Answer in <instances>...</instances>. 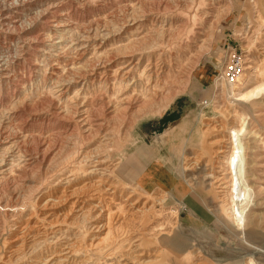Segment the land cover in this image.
I'll use <instances>...</instances> for the list:
<instances>
[{"label": "rangeland", "instance_id": "1", "mask_svg": "<svg viewBox=\"0 0 264 264\" xmlns=\"http://www.w3.org/2000/svg\"><path fill=\"white\" fill-rule=\"evenodd\" d=\"M23 2L0 22V264L51 257L62 264H264V91L235 98L222 92L230 85L219 77L239 54L245 71L259 72L246 89L264 83V0ZM171 93L167 107L138 118L143 102ZM240 116L251 196L236 229L224 157ZM99 147L104 164L90 165L86 158ZM155 150L173 185L139 188L128 167ZM102 169L114 194L104 193L108 183L89 187ZM176 186L198 202L196 211ZM65 188L77 189L71 203L85 211L99 207L100 233L80 226L78 209L66 223L59 219L70 205L49 203ZM137 200L143 214L130 207ZM51 214L61 224H49ZM28 218L34 232L27 240L38 244L15 256L14 229Z\"/></svg>", "mask_w": 264, "mask_h": 264}, {"label": "bare ground", "instance_id": "2", "mask_svg": "<svg viewBox=\"0 0 264 264\" xmlns=\"http://www.w3.org/2000/svg\"><path fill=\"white\" fill-rule=\"evenodd\" d=\"M49 1H53V0H49ZM21 4H20V3ZM27 2V1H26ZM41 2V1H40ZM25 5L23 0H0V22L1 21H6L9 19H12V15L18 13ZM30 6V5H28ZM26 7V6H25ZM55 7L54 4H51L48 7L49 9H53ZM28 8V7H27ZM19 14V13H18ZM38 15V14H37ZM40 19L43 20L45 19V15L44 14H40ZM13 21V20H12ZM46 22V21H45ZM4 24V23H3ZM6 24V23H5ZM4 24V25H5ZM47 24V23H46ZM9 26V25H8ZM19 26V25H18ZM23 26V25H22ZM14 27V26H13ZM17 27V26H16ZM1 29V28H0ZM14 29V28H13ZM15 30V29H14ZM19 31V30H18ZM248 69H253L248 67L245 71V73L247 72ZM255 69H253V72L251 73V76L249 77V73L247 72V75H245V73L243 74V76L238 80L237 84L235 85H230L228 89H225L224 86H226L224 83V81H222V92L223 93H228L233 95V97H240L241 99H252L255 95L258 96L259 93H261L262 91H264V83L260 84L259 83L253 87L251 90H247L246 86L250 83V78H252L253 75H258L259 72H254ZM250 71V70H249ZM7 72V71H6ZM3 73V72H2ZM5 73V72H4ZM6 77V76H5ZM246 79H249V81H246ZM178 91V90H177ZM175 93V92H174ZM174 93L171 94H167L161 101H159L158 103L154 104L152 103L150 100H146L145 102H143V104L140 106L139 110H138V118L149 115V114H155L158 110L163 109L165 107L168 106V104L171 102V100L173 99V97L175 96ZM223 95V94H222ZM134 104V103H133ZM102 111V110H101ZM237 121V125L235 126V129L233 131H228V150L225 154L224 160L226 162L225 164V172L227 173V190H226V202H227V214L229 216L230 222L232 224V226L236 229H238L239 227H241L242 225H244L245 223V206L247 204V200L250 198L251 196V192L249 187L245 184V180H244V174H245V146L243 144V135L245 133V120L242 116H240L239 118H234ZM36 140V139H35ZM37 141V140H36ZM40 141V140H39ZM223 141V140H222ZM35 142V141H34ZM37 143V142H36ZM35 143V144H36ZM212 143V142H211ZM39 144V143H38ZM44 144V143H42ZM213 144V143H212ZM37 145V144H36ZM38 146V145H37ZM35 146V147H37ZM41 146V145H40ZM31 147V146H30ZM33 147H34V143H33ZM32 147V148H33ZM101 147V146H100ZM97 148V151H93L91 152L86 159L89 160V164H93V161L96 160L95 164L97 166H103L104 162L99 158L100 156V151ZM39 148V147H38ZM41 148V147H40ZM29 149V148H28ZM35 150V149H34ZM36 150H40V149H36ZM35 150V151H36ZM31 153V152H30ZM219 153H223L221 151H219ZM37 154V152H36ZM39 154V153H38ZM86 155V154H84ZM98 159V160H97ZM43 160V159H42ZM87 161V160H86ZM85 161V162H86ZM44 163V162H42ZM88 164V163H86ZM43 165V164H42ZM89 166V165H88ZM88 169V168H87ZM109 171L102 169V174L96 179L94 180L91 185H89V187L93 188L94 190L97 189V191L102 190L103 186L105 184L108 183L107 189L104 190V193H110V194H114L115 193V189L117 188V186L113 185L111 182V178L110 177H106V173H108ZM112 174V173H111ZM212 177V176H211ZM210 178V177H208ZM64 179V178H63ZM69 180V179H68ZM91 181V180H90ZM60 182V181H59ZM65 182V181H64ZM69 182V181H68ZM67 182V183H68ZM110 182V183H109ZM69 184V183H68ZM87 185V183H86ZM57 186V185H56ZM59 186V184H58ZM66 187V186H65ZM84 187V186H83ZM83 187L81 188V190L83 189ZM67 188V187H66ZM64 189L62 191V194H60L59 197H55L56 200L53 203L50 200L49 205L51 206V208L54 207H59V206H66V205H70L71 210H69V213H67L66 215L60 217L59 219L65 221L68 220L69 218H71V216H73L72 211L77 210L76 212L78 213L76 220H79L78 223L80 224L81 227L86 228V231L94 232L95 234L100 233L102 231V228L99 224H100V220L104 218V216L102 215V213H99V207L95 206V207H91L89 208L87 211L84 210L85 207H80L76 202H72L73 198H75L76 194H77V189ZM70 188V186H69ZM186 188H188V190L191 189V187L189 186V184H186ZM79 189V188H78ZM93 190V193H94ZM139 189L136 188L135 192L138 191ZM36 191V190H35ZM44 192V191H43ZM179 195L180 192H178V190L176 191ZM2 193V192H1ZM41 193V192H40ZM99 193V192H98ZM133 193V192H132ZM32 194V193H31ZM81 194V193H80ZM45 195V194H44ZM101 195V194H100ZM6 196V195H5ZM18 196V195H17ZM39 196V195H38ZM99 196V195H98ZM160 196V195H159ZM79 197V195H78ZM84 197V196H83ZM93 197V196H92ZM131 196L127 197L124 202H128L129 198H131ZM161 197V196H160ZM163 197V196H162ZM39 198V197H38ZM50 198V197H49ZM81 198V197H80ZM82 199V198H81ZM166 199V198H165ZM146 200V199H145ZM187 205L190 206V208L194 211H196L198 208L200 207L198 205V202L194 199L192 200L191 197L186 198ZM84 201V200H83ZM159 202V201H158ZM163 203H165L166 201L162 200ZM162 203V204H163ZM47 204V202H46ZM81 204V203H80ZM138 204L139 201H134L133 203L130 204L131 208L137 209L136 213H141L143 214V212L145 211V209H147V207L145 206V203L142 205V208H138ZM48 207V206H47ZM57 207V208H58ZM43 208V206H42ZM64 208V207H63ZM151 208V207H150ZM148 208V209H150ZM197 208V209H196ZM53 210V209H52ZM65 214V213H64ZM53 214L49 215L47 218H45V220L49 223V224H59L60 222L58 218H54L52 216ZM44 216V215H43ZM75 216V215H74ZM59 217V216H58ZM91 217L89 220L88 218ZM144 217V216H143ZM34 218V217H33ZM53 218V219H52ZM52 219V220H51ZM32 218H28L27 219V223L26 226L24 227H16L14 229V234L15 235V239L14 241H12V244H15V248L10 251L11 254L13 255H21L25 248L27 246L33 248L36 247L38 244V239L33 238L31 241L27 240V238L34 232V227L32 226ZM41 223V222H40ZM66 223V221H65ZM77 223V221H76ZM61 224V223H60ZM64 224V223H63ZM78 224V225H79ZM56 225V226H57ZM76 225V224H75ZM68 226V225H67ZM38 233V232H37ZM244 234V233H243ZM56 237V236H55ZM54 237V238H55ZM76 239V238H75ZM40 242V240H39ZM28 247V248H29ZM66 248V247H65ZM72 248V247H71ZM30 249V248H29ZM68 249V248H66ZM70 249V248H69ZM71 250V249H70ZM68 252V251H67ZM72 253V252H71ZM66 254V253H65ZM69 254V253H68ZM17 258V257H16ZM253 256H248V259H252ZM70 260L71 258H65L63 260V264H70ZM231 260V259H230ZM137 261V260H136ZM43 262V261H42ZM45 263V262H44ZM73 262L71 261V264ZM47 264H62L60 261H57V259L55 257H51L48 261ZM244 264H247L246 261ZM248 264H253L252 262L248 263Z\"/></svg>", "mask_w": 264, "mask_h": 264}, {"label": "crops", "instance_id": "3", "mask_svg": "<svg viewBox=\"0 0 264 264\" xmlns=\"http://www.w3.org/2000/svg\"><path fill=\"white\" fill-rule=\"evenodd\" d=\"M163 146L161 149L165 148ZM136 164L140 170L135 173L136 168H129V171L134 172V180L136 181L137 187L145 188L148 190H155L159 188H167V186L173 185V182L170 180L171 168L166 163V160L162 158L161 153H157L156 150L148 155H143V157L138 158ZM181 185V184H180ZM176 191L180 192V187L176 186ZM180 198H187V194H182ZM192 210V209H191ZM193 211V210H192Z\"/></svg>", "mask_w": 264, "mask_h": 264}, {"label": "built area", "instance_id": "4", "mask_svg": "<svg viewBox=\"0 0 264 264\" xmlns=\"http://www.w3.org/2000/svg\"><path fill=\"white\" fill-rule=\"evenodd\" d=\"M245 61L239 54H233L230 56L223 67L219 77L226 80L228 85L237 84L238 80L243 76L245 72ZM208 102L204 101L202 106H207Z\"/></svg>", "mask_w": 264, "mask_h": 264}]
</instances>
